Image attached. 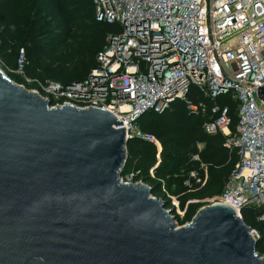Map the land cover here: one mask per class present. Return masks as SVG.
<instances>
[{"label":"water","instance_id":"obj_1","mask_svg":"<svg viewBox=\"0 0 264 264\" xmlns=\"http://www.w3.org/2000/svg\"><path fill=\"white\" fill-rule=\"evenodd\" d=\"M121 124L102 108H52L0 69V264H264L230 206L178 226L148 184L127 183Z\"/></svg>","mask_w":264,"mask_h":264},{"label":"built area","instance_id":"obj_2","mask_svg":"<svg viewBox=\"0 0 264 264\" xmlns=\"http://www.w3.org/2000/svg\"><path fill=\"white\" fill-rule=\"evenodd\" d=\"M93 2L98 21L122 28L107 38L98 65L84 79L63 83L27 76L24 57L16 70L25 80L21 85L31 86L52 108L106 109L123 123L118 128L125 127L129 139L144 135L136 124L144 112L162 113L197 86L213 103L188 108L211 110L215 116L204 123L205 132L222 133L225 146L239 155L223 192L203 202L226 204L241 218L245 206L264 208V100L258 94L264 85V0ZM225 94L238 100L235 131L229 107L216 101ZM192 160L200 161L199 154ZM201 180L194 169L185 184ZM251 234L258 237L254 229Z\"/></svg>","mask_w":264,"mask_h":264},{"label":"trees","instance_id":"obj_3","mask_svg":"<svg viewBox=\"0 0 264 264\" xmlns=\"http://www.w3.org/2000/svg\"><path fill=\"white\" fill-rule=\"evenodd\" d=\"M25 16L29 23H25ZM0 24H3L0 56L13 72H16L18 56L24 50L25 57H28L25 62L27 76L63 83L84 79L98 65L97 55L107 46V38L120 34L122 30L119 23L96 19L93 0H0ZM19 26L28 36L31 35L32 41H26L19 35ZM40 29L42 35L37 38ZM44 48L51 51L73 48V52L82 59L83 76L64 80L62 71L35 70ZM10 78L19 84L25 83L22 75L10 73ZM26 86L31 88L28 84ZM216 101L229 107L231 130L235 131L239 119L238 100L231 94H225ZM202 102L213 103L193 85L185 99H176L162 113L144 112L136 121L144 135L128 140V157L121 171L125 180L131 178L133 183L142 181L148 184L155 196L162 193L163 187L168 189L179 201L180 208L185 210L183 219L186 222L193 219L203 206V200L223 192L239 162L237 151L225 146L226 138L222 133L210 135L205 132L204 123L215 116L211 110L202 114L200 110L188 108ZM199 144L203 145L201 150ZM196 154H199L200 161L192 160ZM201 164L205 166L201 167ZM194 169L200 170L202 180L188 187L185 182ZM174 185L177 189L173 192ZM241 215L245 223L258 232L257 251L263 255L264 208L248 205L242 208Z\"/></svg>","mask_w":264,"mask_h":264},{"label":"rangeland","instance_id":"obj_4","mask_svg":"<svg viewBox=\"0 0 264 264\" xmlns=\"http://www.w3.org/2000/svg\"><path fill=\"white\" fill-rule=\"evenodd\" d=\"M36 20H39V18H37ZM24 21H25V23H29L27 16H25ZM40 27H43V25H41ZM18 30H19L18 31L19 35L21 37H23L24 39L26 38V41H32L33 40V39H31V35L28 36V34L25 32V29L23 27L19 26ZM39 32L40 33L36 36L37 38H39L42 35L41 29L39 30ZM2 35H3V24H0V45L2 42L1 41ZM42 51H43V53H41L39 56V62L35 65V70H38L41 72L42 69H45L48 72L54 71L57 73L59 71H62L63 72L62 77L64 80H71V79H75L79 76L80 77L83 76V75H81L82 71H81V67H80L81 63H82V59L79 56H77L76 53L73 52L74 51L73 48H71V50L64 49V50H57V51H51V50H47L46 48H44ZM25 55L26 54L23 53V51L20 52V54L18 56L19 57L18 67L21 65L20 61L23 60ZM27 58L28 57H25L26 62H27ZM10 67L11 66L8 65L4 61L2 56H0V69H2L4 71V73L9 77H10V73L11 74H18L17 72H13V69H11ZM28 89H30V88H28ZM202 148H203V145L201 144L200 150ZM127 180L132 182L131 178H128ZM176 189H177V186L174 185L172 187L173 192L176 191ZM172 194L173 193L168 191V189L163 187L162 193L156 197L163 198L167 202L166 208L171 211L174 221L177 223L178 226H184V225L189 223V222L184 221V219H183L184 215H185V210L180 208L179 201ZM164 196H165V198H164ZM168 200H170V203L168 202ZM202 203H203L202 207L210 205V202H208V201L202 202Z\"/></svg>","mask_w":264,"mask_h":264}]
</instances>
